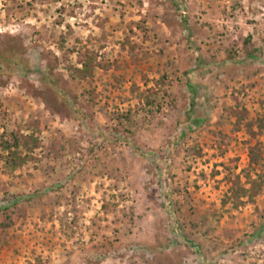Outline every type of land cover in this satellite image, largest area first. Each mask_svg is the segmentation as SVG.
I'll return each mask as SVG.
<instances>
[{"label":"rangeland","instance_id":"374dc122","mask_svg":"<svg viewBox=\"0 0 264 264\" xmlns=\"http://www.w3.org/2000/svg\"><path fill=\"white\" fill-rule=\"evenodd\" d=\"M0 57V264H264V0H0Z\"/></svg>","mask_w":264,"mask_h":264},{"label":"trees","instance_id":"16d2710c","mask_svg":"<svg viewBox=\"0 0 264 264\" xmlns=\"http://www.w3.org/2000/svg\"><path fill=\"white\" fill-rule=\"evenodd\" d=\"M5 64H9L7 58L2 60V57H0V66ZM254 126H257L259 129L264 128V114L256 113L252 117V120L248 123V130H252ZM218 135L222 136L226 134L222 131H219ZM0 140L2 145V147H0L8 152L7 156L11 160L13 154L15 153L12 149L13 145H11V141L6 138L4 139V136L2 135H0ZM15 141L17 144L18 140L16 139ZM248 157V165L242 169V173L245 177V183L249 184L250 186L246 187L245 183H234L232 190H234L237 197L240 195H248L249 198H252L253 195L262 193V187L264 186L263 149L259 145H249ZM237 178L241 180L240 175H237Z\"/></svg>","mask_w":264,"mask_h":264}]
</instances>
